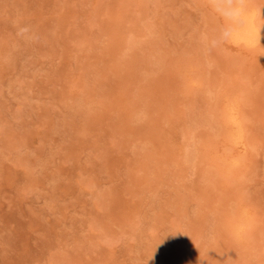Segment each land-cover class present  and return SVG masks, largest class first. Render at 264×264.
<instances>
[{"label": "rangeland", "instance_id": "374dc122", "mask_svg": "<svg viewBox=\"0 0 264 264\" xmlns=\"http://www.w3.org/2000/svg\"><path fill=\"white\" fill-rule=\"evenodd\" d=\"M215 1L0 0V264H264V47L230 15L264 0Z\"/></svg>", "mask_w": 264, "mask_h": 264}, {"label": "bare ground", "instance_id": "6f19581e", "mask_svg": "<svg viewBox=\"0 0 264 264\" xmlns=\"http://www.w3.org/2000/svg\"><path fill=\"white\" fill-rule=\"evenodd\" d=\"M241 6H242V3H241ZM241 6H237V7H236V5H235V7L233 6L234 8L230 12L231 18L234 21L233 24H232V22L230 23V25L231 24H232V26L234 25L233 30H232V37L236 41L243 42L247 45H257L258 43H261L260 47L262 44L264 47V33H263L264 30L261 31L260 28L258 27L259 25L256 24L257 21H256V23L254 22V12L245 10L247 8L241 7ZM242 8H244V9H242ZM256 20H257V18H256ZM230 110H232V109H230ZM229 114H230L229 122L231 125H234V128L230 132L228 131L229 132L228 135L235 142H239L243 138L242 128L237 123V120L233 116L232 111L229 112Z\"/></svg>", "mask_w": 264, "mask_h": 264}]
</instances>
